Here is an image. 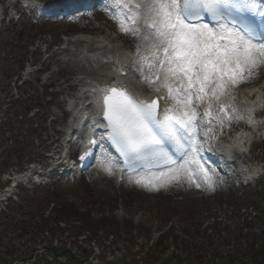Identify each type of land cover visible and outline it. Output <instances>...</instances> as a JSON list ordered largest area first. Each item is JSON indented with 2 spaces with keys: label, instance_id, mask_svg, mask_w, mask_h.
I'll return each instance as SVG.
<instances>
[{
  "label": "rangeland",
  "instance_id": "obj_1",
  "mask_svg": "<svg viewBox=\"0 0 264 264\" xmlns=\"http://www.w3.org/2000/svg\"><path fill=\"white\" fill-rule=\"evenodd\" d=\"M104 22L101 17L93 20L85 15L68 20L29 18L12 24L0 34V104L2 98L12 92L14 78H17V83L21 80L20 73L27 63L36 64L42 57L33 54L41 38L49 39L58 34L62 39L78 32L92 34L93 27L103 26ZM40 47L44 48L42 45ZM260 82H264V78L253 83ZM17 90L20 99H16L6 110L7 121L0 123V140L4 144L3 152L0 153V173L13 165L23 169V164L32 160L43 164L49 161L44 156L46 148L41 144L46 139L44 128L49 123L47 104L51 103L52 96L37 93L33 90L32 82ZM58 111L63 116L64 124L67 114L61 109ZM262 149L257 147L255 152L260 154ZM262 162L264 164V156ZM114 172L113 183L117 181V172ZM110 185L105 168L97 159L81 176L71 175L33 189L22 188L19 195L24 197L23 202H28L22 209L15 205L11 213L14 217L2 218L3 226L7 228L8 234L25 233L34 215L39 218H36V236L48 227L52 231L50 236L57 234L60 230L58 222L62 219L70 225L74 222L81 224L75 233L89 229L95 235L103 231L104 237L107 240L112 238L113 241L112 244H106V253L115 257L111 260L104 256L101 264H129L132 257L140 250L146 251L151 243L156 244L157 238L164 233L166 242H161L158 248L168 247L169 250L161 254L162 264H264L263 250L255 252L247 249L264 248L262 182L241 186L234 180L230 201L210 199V202L203 200L189 204L182 202L184 195L178 191L180 189L172 188V183L170 189L176 192H167L172 197L169 199L170 204L167 201L159 203L153 195L130 196L124 201L113 192ZM63 202L72 205L71 209H65L60 215L54 210L49 220L41 217L51 203L61 206Z\"/></svg>",
  "mask_w": 264,
  "mask_h": 264
},
{
  "label": "snow or ice",
  "instance_id": "obj_2",
  "mask_svg": "<svg viewBox=\"0 0 264 264\" xmlns=\"http://www.w3.org/2000/svg\"><path fill=\"white\" fill-rule=\"evenodd\" d=\"M113 6L119 10L123 32L138 35L136 25L143 20L152 39L141 64L147 62L148 72H155V79L149 75L145 82H159L177 107L166 109L161 119L157 100L137 101L125 89L105 88L104 116L112 142L126 162L176 165L174 154L166 150L169 146L183 153L182 159L187 157L167 174L138 179L137 184L156 187L181 175L190 181L202 175L211 187L212 177L198 158L202 145L196 140L199 113L194 101L219 99L230 85L251 78L264 65V19L257 23L252 15L254 0H113ZM205 17L215 23L199 22ZM138 70L143 75L144 69ZM211 107L203 116L211 117ZM219 107L223 111L226 105Z\"/></svg>",
  "mask_w": 264,
  "mask_h": 264
},
{
  "label": "bare ground",
  "instance_id": "obj_3",
  "mask_svg": "<svg viewBox=\"0 0 264 264\" xmlns=\"http://www.w3.org/2000/svg\"><path fill=\"white\" fill-rule=\"evenodd\" d=\"M31 5V0H25ZM54 2L55 0H49ZM66 5L77 0H63ZM86 1V0H82ZM139 2V0H132V3ZM113 1H107L106 7L99 9L93 8L88 10V16L98 20L100 17L105 21L103 26H94V33L81 32L79 34L72 35L67 38L60 39L58 34L53 35L49 39L41 38L40 41L43 45H46L47 50H43V57L37 62V66L28 65L23 71V76H31L33 79V88L37 93L52 94L50 104H47L49 111V124L45 126L44 131L46 133V143L43 145L45 148H51L55 153L68 147L67 137L70 132H76L80 124L74 121H66L62 123L63 116L58 109H61L63 113H67L68 108H71V114L76 116L81 111L84 104L90 103V100H94L96 103L103 89H105L111 82L118 83L120 86L126 89L133 88L128 79H123L120 76L122 73H127L128 76L135 73L134 70L138 69V66L147 65V62L141 64V57L149 54V49L145 45L151 41V37L148 41L140 39L137 45V39L144 32V26L137 27L139 29L138 35H132L131 33L123 32L120 28L119 10L112 6ZM51 8V7H50ZM69 18V17H67ZM57 46V47H56ZM137 48L136 50H133ZM40 46H38L34 52L41 54ZM139 71V70H137ZM264 78V65H261L254 71V75L251 78L243 79L241 82L230 85L227 91H225L219 99L213 97L211 100L205 97V100L197 106L198 113L202 116L201 122L207 123L209 127H212L213 120L217 118V115L226 118L227 123L230 117H237L239 119L247 120L253 123L252 114L254 108L260 104H264V82H260L255 85H249L247 88H236L240 83L255 82L258 79ZM123 79V81L121 80ZM122 81V82H121ZM146 87L147 85L144 84ZM150 86V84H149ZM53 89L50 91V89ZM159 88V91L156 89ZM151 95L149 98L144 97L145 93L139 95V98H143L144 101H150L157 98L162 107V113L165 114L166 109H173L177 107L176 102L167 95V89L157 82L151 86ZM50 92V93H49ZM91 98H90V95ZM63 96V97H62ZM147 98V99H144ZM67 102V103H66ZM69 103V104H68ZM79 106L80 109L73 107L72 105ZM211 104L212 107L211 117L203 116L205 108ZM220 105H226L223 111L220 110ZM95 110L94 107H91ZM171 114V113H169ZM89 115L84 114L80 117L79 122L87 120ZM99 114L96 112L94 118H99ZM233 127H237L233 121L228 123ZM243 127V126H242ZM239 128L237 134L230 140L225 141L219 148L218 152L220 156L227 160L236 162L235 153L243 151L246 148L249 141L252 139L254 133H249L246 129ZM87 132V137L93 141L102 142L103 135L100 134L98 126L94 124L90 129L84 130ZM213 130L212 132H215ZM259 132H264V122L260 127ZM206 133V132H205ZM212 141L209 142V144ZM253 151L251 153L252 158L245 155L244 162H238L236 165L238 171L230 179L227 180V184H224V178L220 176L217 171L209 170L211 179V187L208 182L202 181L201 175H193L191 181L186 175H181L178 180L172 182H166L157 184L156 187L144 186L143 184H137L138 180H125L123 183H113L114 169L117 168L112 165L110 160L102 157V164L105 168L108 182L111 184L113 192L120 195L125 201L127 197H145L148 195L155 196V199L164 202H169L172 198L167 193L172 188L180 189L184 198L181 199L185 204L198 203L203 200L210 202V199L221 200L226 199L230 201V195H232L234 189L232 188V178L237 176L254 175L256 172H260L262 166L251 165L253 158L260 159L262 154L254 153L257 147L264 148V140L254 141L252 143ZM87 148V147H85ZM264 154V149L262 150ZM107 159V160H106ZM50 165L53 164L49 163ZM224 166H222L223 168ZM111 168V173L108 169ZM236 168V167H235ZM191 170V169H189ZM119 171V170H118ZM227 172L229 170L227 169ZM35 173L34 175H36ZM33 175V176H34ZM32 176V177H33ZM123 177L118 172L117 179ZM147 181L148 179H144ZM199 184V187H197ZM172 192H176L172 190ZM192 193V194H191ZM197 193V195L193 194ZM133 195V196H132ZM173 196V195H172ZM59 212L62 213L65 209H71L67 202H63ZM119 213V212H118ZM120 218V217H119Z\"/></svg>",
  "mask_w": 264,
  "mask_h": 264
},
{
  "label": "trees",
  "instance_id": "obj_4",
  "mask_svg": "<svg viewBox=\"0 0 264 264\" xmlns=\"http://www.w3.org/2000/svg\"><path fill=\"white\" fill-rule=\"evenodd\" d=\"M165 239H167V238H166V237H164V238H163V241H164Z\"/></svg>",
  "mask_w": 264,
  "mask_h": 264
}]
</instances>
